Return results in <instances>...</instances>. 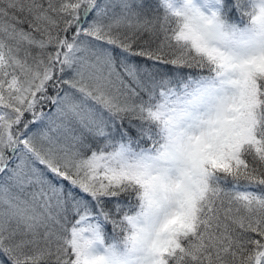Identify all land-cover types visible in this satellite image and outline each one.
Returning <instances> with one entry per match:
<instances>
[{
	"label": "snow or ice",
	"instance_id": "obj_1",
	"mask_svg": "<svg viewBox=\"0 0 264 264\" xmlns=\"http://www.w3.org/2000/svg\"><path fill=\"white\" fill-rule=\"evenodd\" d=\"M0 264H264V0H0Z\"/></svg>",
	"mask_w": 264,
	"mask_h": 264
},
{
	"label": "trees",
	"instance_id": "obj_2",
	"mask_svg": "<svg viewBox=\"0 0 264 264\" xmlns=\"http://www.w3.org/2000/svg\"><path fill=\"white\" fill-rule=\"evenodd\" d=\"M150 2L155 3L156 0H150ZM231 17H232V19H234V20H237V21L239 20V15H238L237 13H235L234 11L231 13ZM106 231L108 232V235H109V236L112 235L111 226H108V227L106 228Z\"/></svg>",
	"mask_w": 264,
	"mask_h": 264
}]
</instances>
